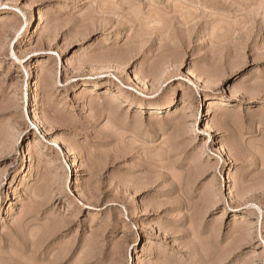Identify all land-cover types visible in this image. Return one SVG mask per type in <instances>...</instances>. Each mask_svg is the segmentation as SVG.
<instances>
[{"label": "rangeland", "instance_id": "374dc122", "mask_svg": "<svg viewBox=\"0 0 264 264\" xmlns=\"http://www.w3.org/2000/svg\"><path fill=\"white\" fill-rule=\"evenodd\" d=\"M0 264H264V0H0Z\"/></svg>", "mask_w": 264, "mask_h": 264}, {"label": "bare ground", "instance_id": "6f19581e", "mask_svg": "<svg viewBox=\"0 0 264 264\" xmlns=\"http://www.w3.org/2000/svg\"><path fill=\"white\" fill-rule=\"evenodd\" d=\"M33 93V100H34V103H36V105H37V95L34 93V92H32Z\"/></svg>", "mask_w": 264, "mask_h": 264}]
</instances>
